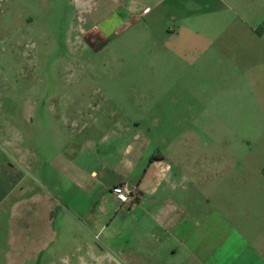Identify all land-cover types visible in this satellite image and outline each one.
Masks as SVG:
<instances>
[{
  "label": "rangeland",
  "instance_id": "374dc122",
  "mask_svg": "<svg viewBox=\"0 0 264 264\" xmlns=\"http://www.w3.org/2000/svg\"><path fill=\"white\" fill-rule=\"evenodd\" d=\"M127 5L101 18L112 0H0V264H142L125 255L142 252L136 210L106 190L115 175L132 184L135 142L144 168L203 162L195 206L249 202L264 179V90L236 95L230 71L207 106L206 56L175 54L174 18Z\"/></svg>",
  "mask_w": 264,
  "mask_h": 264
},
{
  "label": "crops",
  "instance_id": "0c3cea01",
  "mask_svg": "<svg viewBox=\"0 0 264 264\" xmlns=\"http://www.w3.org/2000/svg\"><path fill=\"white\" fill-rule=\"evenodd\" d=\"M112 2L115 7L101 18L131 16L127 7L131 2ZM137 16L174 18V28L166 37L171 51L206 56L204 70L210 79L214 77L204 81L207 106L215 92L223 101L230 92V71L235 81H241L233 86L236 95L245 92L250 98L259 88L264 90V0H142ZM196 18L204 19L202 32L189 26ZM227 55L232 60L222 63ZM211 56H220L218 66L212 64ZM125 151V156H136L137 162L131 165L133 182L128 184L138 195L131 217L142 236V252L127 251V257L142 264H264V179H254V189L245 197L249 202H243L241 195L234 206H195V199L205 200L200 186L204 184L203 162L168 161L157 155L144 168L139 142L129 144ZM89 175L97 177L93 171ZM120 182L126 181L115 175L107 183L106 190L114 198L112 189Z\"/></svg>",
  "mask_w": 264,
  "mask_h": 264
},
{
  "label": "built area",
  "instance_id": "2783aa9c",
  "mask_svg": "<svg viewBox=\"0 0 264 264\" xmlns=\"http://www.w3.org/2000/svg\"><path fill=\"white\" fill-rule=\"evenodd\" d=\"M119 204V208L134 211L137 206L138 195L135 190L126 182H120L112 189Z\"/></svg>",
  "mask_w": 264,
  "mask_h": 264
}]
</instances>
